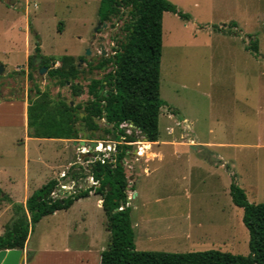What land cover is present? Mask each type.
Here are the masks:
<instances>
[{
    "label": "rangeland",
    "instance_id": "obj_1",
    "mask_svg": "<svg viewBox=\"0 0 264 264\" xmlns=\"http://www.w3.org/2000/svg\"><path fill=\"white\" fill-rule=\"evenodd\" d=\"M170 1L190 18L164 13L160 87L165 104L159 115L160 135L153 146L157 155L150 163L151 172L138 176L140 198H133L131 175L145 166L141 155L146 153V140L130 123L125 125L127 132L141 141L134 143L124 162L133 224L141 222L134 226L136 248L248 254L249 230L243 222V208L233 201L231 184L235 181L244 188L250 202H264V0ZM100 3L0 0V64L5 66L0 73V187L17 200L23 196L26 170L43 173L47 159L58 156L67 163L80 149L68 142L63 151L62 139L35 138L29 142L27 157L22 111L17 103L7 100H29L37 91H48L54 102L63 99L79 106L77 114L85 115V105L93 99L89 83L112 69L111 65L96 68L103 47L109 55L127 40L122 30L126 12L122 19L113 17L106 27L95 31ZM232 21L238 25L232 26ZM251 37L258 39V52L246 49ZM36 45L44 56L74 55L79 76L64 84L50 77V67L62 65L52 59L41 74L39 69L45 65L34 59L38 56ZM98 123L102 131L108 127L105 120ZM83 125L79 120L77 126ZM168 127L173 128L171 132ZM106 135L107 142L116 146L112 135ZM92 156H83L82 162L73 166L83 169L84 180ZM82 202L85 204L75 209V216L84 210L88 221L98 227L104 214L97 205L98 197L92 194ZM4 203L8 202L0 200ZM12 208L2 217L5 226L13 218ZM59 226L63 225L46 220L35 224L31 243H38L39 236ZM58 232L60 237L47 241L62 248L69 243L62 239L60 229ZM77 243L70 240L71 246ZM58 263L95 264V260L84 263L59 257Z\"/></svg>",
    "mask_w": 264,
    "mask_h": 264
},
{
    "label": "trees",
    "instance_id": "obj_2",
    "mask_svg": "<svg viewBox=\"0 0 264 264\" xmlns=\"http://www.w3.org/2000/svg\"><path fill=\"white\" fill-rule=\"evenodd\" d=\"M171 11L189 19L190 15L179 10L170 0H101L98 16L102 21L113 17L122 19L128 14L122 30L127 40L114 47V54L101 56L96 68L112 69L102 78H94L88 85L93 99L85 105V115L77 114L79 106L67 101H53L48 91H37L36 97L29 99V135L41 138H73L79 120L90 130H100L98 123L105 119L108 125L104 133L116 135L115 161L100 160L91 163V174L100 186L82 190L64 199H54L51 192L58 181L50 180L36 190L26 205L14 204V216L0 235V249L24 248L35 224L44 216L57 210L69 208L75 200L90 195L95 189L103 200L106 227L110 231V241L102 251L101 264H264V202L248 200L244 188L235 181L231 184L234 203L243 208V222L249 230L248 254H234L228 251L209 249L190 252H168L161 250H138L135 231L128 201L129 182L124 160L138 141L134 133H128L124 124L133 123L147 141L159 139V115L165 101L161 97V59L163 50V16ZM237 26L236 21L231 22ZM246 49L259 51L258 39L251 37ZM37 55L43 65L49 67V60L61 61L60 67H50L48 75L59 78L61 83L76 79L79 69L74 64V55L60 57L44 56L40 45H36ZM30 78L33 79L32 72ZM76 176L81 174L77 171ZM135 190V186L130 187ZM7 198L0 189V199Z\"/></svg>",
    "mask_w": 264,
    "mask_h": 264
},
{
    "label": "crops",
    "instance_id": "obj_3",
    "mask_svg": "<svg viewBox=\"0 0 264 264\" xmlns=\"http://www.w3.org/2000/svg\"><path fill=\"white\" fill-rule=\"evenodd\" d=\"M7 101L17 103L19 105V110L22 111L23 125L27 131V136L23 140V144L26 149V156L28 157L29 156V142L31 141V139H35V138L43 139L41 137H32L29 135V128H28L29 100L11 99ZM77 129L87 130L93 139L99 140L100 142H103L102 135L106 134L104 133V131H102V128L100 130L94 131V130H90L89 128L83 125V126H77ZM172 129H173L172 127H168L169 132H171ZM100 131L102 132L100 133ZM79 136H80L79 139H82L84 137L82 133H79ZM56 139L63 140L62 141L64 142L63 151L67 150L68 142H72V144H74L75 146L77 145L74 142V139L73 140H70V138H56ZM158 141L159 139L154 142L147 141V140L145 141V142L151 143V148L147 149L144 155H141L142 159H144L145 166L139 172H137L136 175H131V179L133 180V184L135 186V190H133L134 191L133 198H140V196L142 195V192L140 191L141 189H139V186H138V176L141 172H144L145 174L147 172H151L150 163L153 162V160L156 158V155H157V153L153 150V146L157 145ZM105 142H106V145H109V142L107 141ZM138 142H141V141L138 140L136 144H138ZM83 156L84 154H82L81 151L78 153L75 152L72 155V158H71L72 160L67 163L64 162L63 158L58 157V156L55 159H47L46 162L43 163L44 166H47L46 167L47 170L46 171L44 170L43 173H37L35 171L34 173H31L26 170V174L24 175V179H23L24 192H23V196L21 200H17L15 196H12L8 191L0 187V189L3 192V195L7 197V198H3L0 200L8 202L7 205L5 203L3 205L0 204V207H1L0 208V235L3 234L5 231V223L2 222V217L8 213V210L12 208L14 204L16 203H21L23 205H26L28 198L36 190L40 189L43 185L48 183L50 180L56 179L58 181L54 189L61 190L60 188L63 184L67 185L66 189H64V191H66V197L72 195L74 190L71 188V186L73 185L74 181L84 177V171L81 172V170L83 169L79 167H73V166L79 162H82ZM211 160H213V157H211ZM27 161L29 162V160ZM50 161H53V162H50ZM218 161H221V160H218ZM212 164H215V162ZM28 170H29V167H28ZM77 171L81 174L79 178L78 176L75 175ZM90 175L92 174L89 171L87 176H90ZM85 183H87L85 187L88 188V186H90V183L89 182H85ZM130 190L132 191V189ZM92 194L98 197L97 205L99 208H101V210L104 213L103 215L100 216V222L97 225L99 228L93 224L94 222L88 221V218L86 216L88 212H84V210H82L78 218L75 216L76 215L75 209L83 206L85 203H83L82 200L89 197ZM90 195L85 198H80L78 200H75L74 203L67 209L57 210L53 214L44 216L37 223V224H40L41 222L46 220L52 223L53 222L58 223V225L62 224L63 226H59L58 228L51 229L50 234L48 235L39 236L38 243L36 242L34 244L31 243L32 233H30L31 235L29 236V239L26 242L25 247H24L26 257H25L23 264H59L58 263L59 257H64V258L67 257L69 258L70 261L77 259L78 262L84 261V263L95 260V264H101L102 251L107 248L108 246L107 241H110V231L106 227V215H105V211L103 208V200H102L101 195L96 193V191L90 192ZM130 206H131V201H130ZM73 214H74V217H72ZM12 216H14V210H13ZM81 216H82V219L80 218ZM81 223H82V226H81ZM140 224L141 222L138 221L135 224H133V227L140 226ZM59 229L64 234V236H62V239L63 238L67 239L69 243L67 245H64L62 248H58L56 245L48 242L51 239H56L57 237H60L59 236L60 233L58 232ZM104 229L108 231L109 236L106 235V233L104 232ZM32 232H33V229H32ZM73 238L78 241L76 246H71L70 244V240H72Z\"/></svg>",
    "mask_w": 264,
    "mask_h": 264
},
{
    "label": "water",
    "instance_id": "obj_4",
    "mask_svg": "<svg viewBox=\"0 0 264 264\" xmlns=\"http://www.w3.org/2000/svg\"><path fill=\"white\" fill-rule=\"evenodd\" d=\"M9 3H13V1H9ZM105 25H107V23H104ZM100 26H98L96 28V31L99 29ZM91 53V50L88 49V54ZM103 55L106 54V50L103 47V51H102ZM97 56H93V59H95ZM36 62H40L42 60V57L40 56H35L34 57ZM5 70V66L3 64H0V73H3V71ZM48 70V68L46 66H42L39 69V72L41 74L45 73ZM84 114H82L83 116ZM131 126L133 127V123H131ZM96 131V130H94ZM79 133H82L84 135V137L82 139H79ZM102 139L103 142H100L99 140L93 139L91 137V135L88 133L87 130H83V129H77L74 133H73V138H74V142L78 145L79 149L81 148H87V152H83L82 154H84V156L89 155L91 153H93L94 155H99V156H103L104 155V151L101 148H107L106 147V142L107 141V135H102ZM101 138V137H100ZM112 139H116V135L113 134L112 135ZM100 145H102V147H100ZM106 150V149H105ZM110 151V150H109ZM124 162H126V160H124ZM83 170H81L82 172ZM26 257V253L24 251V248H12V249H0V264H23L24 260Z\"/></svg>",
    "mask_w": 264,
    "mask_h": 264
},
{
    "label": "built area",
    "instance_id": "obj_5",
    "mask_svg": "<svg viewBox=\"0 0 264 264\" xmlns=\"http://www.w3.org/2000/svg\"><path fill=\"white\" fill-rule=\"evenodd\" d=\"M125 125L126 124H124V126ZM101 149L104 151V155L101 157V156L95 154L90 159L92 162H95L98 160H100L102 162H105L106 160L115 161V159L112 157V155L116 152V146L112 147L109 144V145H107V148H101ZM80 151L83 153V152H87L88 150L86 148H81ZM85 182L90 183V186H88V188L85 187V185L87 184ZM98 186H100V182L93 175L88 176L87 179H85V180L83 178H80V179L74 181L73 185L71 186V188L74 190L72 194H76L82 190H86V189H89L92 187H98ZM66 187H67V185L63 184L60 188L61 190L54 189L51 192V197L54 199L66 198V191H64V189H66ZM94 191H95V189L91 190L90 192H94ZM131 199H132V196H128V201L126 202V204L120 206L119 209L121 210L124 207L129 206Z\"/></svg>",
    "mask_w": 264,
    "mask_h": 264
},
{
    "label": "flooded vegetation",
    "instance_id": "obj_6",
    "mask_svg": "<svg viewBox=\"0 0 264 264\" xmlns=\"http://www.w3.org/2000/svg\"><path fill=\"white\" fill-rule=\"evenodd\" d=\"M107 21H109V20H106V21H102L101 19H100V17H99V23L97 24V27L98 26H100L99 27V29L96 31V29H95V31L96 32H98V31H100V29L102 28V27H106L107 25H105L104 23H107ZM108 24V23H107ZM96 27V28H97ZM106 50V49H105ZM103 51V50H102ZM115 53V51H113V53L112 54H114ZM103 54V53H102ZM110 55V54H109ZM103 56H108V54H107V51H106V54L105 55H103ZM90 80H91V78H90ZM101 120H105L104 118L103 119H101ZM106 121V120H105ZM111 135H113V134H111ZM137 142V141H136ZM135 142V143H136ZM116 147H117V144H116Z\"/></svg>",
    "mask_w": 264,
    "mask_h": 264
},
{
    "label": "bare ground",
    "instance_id": "obj_7",
    "mask_svg": "<svg viewBox=\"0 0 264 264\" xmlns=\"http://www.w3.org/2000/svg\"><path fill=\"white\" fill-rule=\"evenodd\" d=\"M100 147H102L101 145H100ZM151 148V143H148V142H146L145 144H144V146H143V149H150Z\"/></svg>",
    "mask_w": 264,
    "mask_h": 264
}]
</instances>
